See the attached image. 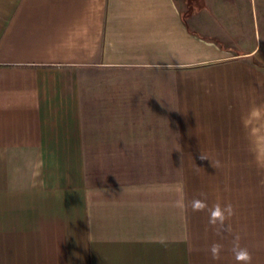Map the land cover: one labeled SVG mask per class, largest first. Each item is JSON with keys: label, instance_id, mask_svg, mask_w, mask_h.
Listing matches in <instances>:
<instances>
[{"label": "crops", "instance_id": "0c3cea01", "mask_svg": "<svg viewBox=\"0 0 264 264\" xmlns=\"http://www.w3.org/2000/svg\"><path fill=\"white\" fill-rule=\"evenodd\" d=\"M253 105L264 0H0V264H264Z\"/></svg>", "mask_w": 264, "mask_h": 264}, {"label": "clouds", "instance_id": "9594fccd", "mask_svg": "<svg viewBox=\"0 0 264 264\" xmlns=\"http://www.w3.org/2000/svg\"><path fill=\"white\" fill-rule=\"evenodd\" d=\"M256 123L257 127L251 129L250 135L252 137V143L255 146L257 154V160L264 165V134H261L260 128L264 127V105H253L250 107L246 114L241 115V123L247 129L250 124ZM206 157L202 156V159ZM207 159V158H206ZM213 166V165H212ZM215 166H219L217 161ZM214 167V166H213ZM201 197L191 201V208L194 212H203L208 210V223L212 226L217 235H223L224 233H232L231 224L226 223L235 215V207L231 202L221 204L215 203L209 208L207 203V197L204 193H201ZM239 235L233 236L232 241V254L237 264H252V254L246 247H241L239 243ZM223 245L214 242L212 243L208 251L213 260H219Z\"/></svg>", "mask_w": 264, "mask_h": 264}, {"label": "trees", "instance_id": "16d2710c", "mask_svg": "<svg viewBox=\"0 0 264 264\" xmlns=\"http://www.w3.org/2000/svg\"><path fill=\"white\" fill-rule=\"evenodd\" d=\"M188 10H190V8H188Z\"/></svg>", "mask_w": 264, "mask_h": 264}]
</instances>
